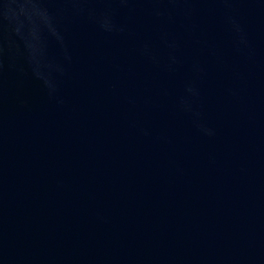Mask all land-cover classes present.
<instances>
[{"label": "water", "instance_id": "water-1", "mask_svg": "<svg viewBox=\"0 0 264 264\" xmlns=\"http://www.w3.org/2000/svg\"><path fill=\"white\" fill-rule=\"evenodd\" d=\"M0 264H264V0H0Z\"/></svg>", "mask_w": 264, "mask_h": 264}]
</instances>
